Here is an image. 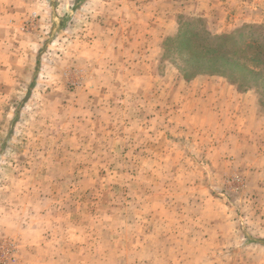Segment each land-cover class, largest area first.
<instances>
[{"label": "rangeland", "instance_id": "1", "mask_svg": "<svg viewBox=\"0 0 264 264\" xmlns=\"http://www.w3.org/2000/svg\"><path fill=\"white\" fill-rule=\"evenodd\" d=\"M84 1L0 0V264H264V0L111 57Z\"/></svg>", "mask_w": 264, "mask_h": 264}, {"label": "crops", "instance_id": "2", "mask_svg": "<svg viewBox=\"0 0 264 264\" xmlns=\"http://www.w3.org/2000/svg\"><path fill=\"white\" fill-rule=\"evenodd\" d=\"M243 1L245 0H85L80 9L84 12L83 17L90 19L92 23L83 30V37L90 39L88 41L92 42L97 55L129 56L133 54V44L136 51H140L142 41L160 42L171 37L182 16H196L204 20L213 15V10L227 12L234 4L239 12V5ZM257 2L260 1H252L253 4ZM225 14V24L233 21L228 19L230 13ZM247 20L258 22L256 15L255 19H246L243 12L236 18L241 23L248 22ZM208 104H213V100Z\"/></svg>", "mask_w": 264, "mask_h": 264}, {"label": "trees", "instance_id": "3", "mask_svg": "<svg viewBox=\"0 0 264 264\" xmlns=\"http://www.w3.org/2000/svg\"><path fill=\"white\" fill-rule=\"evenodd\" d=\"M184 36V35H183ZM229 36H219L215 38L214 40L219 42L220 49H216L214 47H207L206 50H199L197 49L196 53L193 56L192 64L195 66L194 68L197 69L195 71L196 73H208V74H215V75H221L226 77L227 79L233 81L234 79L233 74H236V72H241L240 76L249 75L252 78V80H256V77L259 76V71H251L250 69H246L240 65H244V63L240 60L241 54L245 53V47L246 45H243L242 43L234 44L235 46L231 48H227L223 45V42L228 41ZM170 40V38H169ZM180 44H182L180 42ZM242 46H245L241 49ZM251 45H248L250 47ZM255 49V48H251ZM259 61V57L257 54H254L252 52V57H250L252 66H255L256 61ZM181 73L184 77V79L190 78V76H194L193 74H189L185 71V69H181ZM248 80V79H247Z\"/></svg>", "mask_w": 264, "mask_h": 264}]
</instances>
